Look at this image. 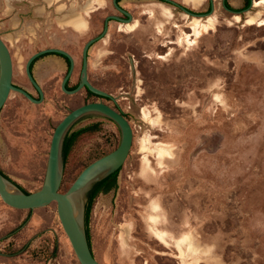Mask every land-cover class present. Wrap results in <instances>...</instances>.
<instances>
[{
	"label": "rangeland",
	"instance_id": "obj_1",
	"mask_svg": "<svg viewBox=\"0 0 264 264\" xmlns=\"http://www.w3.org/2000/svg\"><path fill=\"white\" fill-rule=\"evenodd\" d=\"M112 1L0 0V30L17 35L8 42L14 82L32 87L25 67L35 52L72 47L78 35L101 30L109 14H118ZM177 1L199 12L210 6V0L200 7ZM228 1L234 8L245 3ZM122 4L134 20L111 21L105 43L97 44L104 50H93L90 59L97 75L109 64L111 103L131 122L134 140L118 188L94 202L95 256L103 264H264V2L237 15L215 0L209 15L215 23L194 43L186 37L189 21L209 16H191L163 0ZM16 15L23 22L7 28ZM78 17L86 19L85 29L73 26ZM63 70L46 55L35 74L46 84ZM65 107L11 93L0 112V168L17 186L31 192L43 186ZM93 123L98 128L72 148L62 191L121 142L119 125L101 114L84 116L73 129ZM0 264H81L57 202L30 212L0 196Z\"/></svg>",
	"mask_w": 264,
	"mask_h": 264
},
{
	"label": "water",
	"instance_id": "obj_2",
	"mask_svg": "<svg viewBox=\"0 0 264 264\" xmlns=\"http://www.w3.org/2000/svg\"><path fill=\"white\" fill-rule=\"evenodd\" d=\"M118 10L128 14L130 17L127 21H132L131 13L119 5L117 0H113ZM171 3L184 12L195 17H207L215 11V0H210V9L205 12L195 11L187 5L180 3L177 0H163ZM224 7L230 12L242 15L245 11L249 10L254 5V0H251L250 6L243 9L232 8L227 4V0H223ZM119 19L120 17L111 14L106 18V26L102 35L90 39L85 45V66L83 82L75 89H68L66 82L72 72L74 65L73 56L63 48L48 47L35 52L28 60L26 70L32 80L33 84L37 87L41 94V98L34 97L23 86L17 85L14 80L13 58L11 50L0 35V112L6 105L12 92H18L27 97L34 103H41L44 98V91L41 85L35 79L31 71V63L38 56L48 53L57 52L70 58L72 61V68L63 80V90L67 93L73 94L79 91L85 84L88 88L96 94L113 97L112 94L94 86L87 78V51L89 46L97 39L104 36L107 32L110 19ZM114 98V97H113ZM115 99V98H114ZM97 113L104 115L115 121L122 133V138L119 146L111 152L99 157L90 164H88L77 176L74 182L69 186L66 191L61 190L62 178L65 167V159L63 155V143L67 136L68 131L72 125L81 117ZM134 140V130L131 122L125 114L116 109L115 107L101 101L88 102L80 105L66 114L63 119L57 124L50 146L46 178L43 186L32 192H25L15 183H13L1 170H0V196L10 206L18 209L32 210L57 202V211L62 223V226L69 237L74 251L79 258L81 264H103L95 256L93 249L90 247L87 227H86V200L88 192L93 188L94 184L103 180L110 174L114 173L122 167L126 161Z\"/></svg>",
	"mask_w": 264,
	"mask_h": 264
},
{
	"label": "flooded vegetation",
	"instance_id": "obj_3",
	"mask_svg": "<svg viewBox=\"0 0 264 264\" xmlns=\"http://www.w3.org/2000/svg\"><path fill=\"white\" fill-rule=\"evenodd\" d=\"M112 2H113L114 7L117 9V7L114 4V1H112ZM117 2L119 3L120 6H122L126 10H128L126 8L127 6L122 4V0H117ZM227 4L230 7H232L228 0H227ZM232 8H234V7H232ZM243 8H247V7L243 6L241 8H236V9H243ZM128 11L131 13V15L133 17V20H134L133 13L130 10H128ZM111 14L118 15L120 18L119 19H115V18L112 19L111 18L109 20V26H108L107 32L104 34L103 37H101V38L97 39L96 41H94L89 46L88 51H87V78H88L89 82H91L94 86H96V87H98V88H100V89H102V90H104V91H106L108 93H110V92L107 90L106 86H108V76H109V74H108V70H109L108 66H109V64L103 62V66L106 69L105 72H102L101 75L94 74L93 70H91L92 69L91 68L92 62H91L90 58H91L92 52H93V50H104L103 45H102V47H98L97 44L100 43V42H102V44L105 43L104 39H105V37H106V35L108 33L111 21H116L118 23H124V24L130 23V22L133 21V20L130 21V22L127 21L130 16L128 14L120 11V10H118V14H116V13H111ZM111 14H109V15H111ZM106 18L104 19L103 26H102L101 30L97 31L94 34L89 35L88 37L79 36L77 34L78 38L76 39V41L73 42L74 46L65 47V48L59 47V48H63L64 50L68 51L73 56V59H74L73 68H72V61L70 60V58L65 56V55H63V54H61V53H57V52H48V53L42 54V55L38 56L37 58H35L32 61V63H31V71H32L35 79L41 85V87H42V89L44 91V98H43L42 102H44L47 98L52 100V101H54V102H57V103L65 102L66 105L68 106L67 108L65 107L66 114H68L71 110L75 109L76 107H78L80 105L86 104L88 102H93V101H101V102H105V103L113 106V104L111 103V102L115 101V99L113 98L114 97L113 95H112L113 97H110V96H104V95L96 94L93 91H91L86 84L79 91H77L76 93H73V94L65 92L63 90V87H62L63 80L67 76V74L70 72L71 68H72V72H71V74H70V76H69V78H68V80L66 82V87L68 89H75L83 82V76L85 75V72H84V66H85L84 51H85V45L90 39L96 38V37H98V36L103 34V32L105 30V26H106ZM86 27H87V25H86ZM80 30H82V29H80ZM82 38H84V40H82ZM51 47H55V46H51ZM106 50H109V49H106ZM109 52L114 53L115 51H110L109 50ZM46 55H53V58H54V60L56 62L62 63L64 65V70H63V75H62L61 79H57V80H55L52 83L41 84L40 81L38 80V78L36 77L35 67H36V64L38 63V61L40 60V58H42V57H44ZM29 58H28V60H29ZM28 60H27V62H28ZM27 62H26V66H27ZM131 66L136 67L135 66V59H133L132 61L130 60V67ZM25 69H26V67H25ZM26 74H27L28 82H29V84L32 87H30V86H23V87L25 89H27L34 97L41 98V94H40L39 90L37 89V87L33 84L32 80L30 79V77H29V75L27 73V70H26ZM122 81L125 83V79H123ZM62 106L64 107V105H62ZM90 114H93V113H90ZM83 117H81L79 120H81ZM79 120H77L72 125V127L70 128L68 133L72 130L73 126ZM64 142H65V139H64ZM63 145H64V143H63Z\"/></svg>",
	"mask_w": 264,
	"mask_h": 264
},
{
	"label": "trees",
	"instance_id": "obj_4",
	"mask_svg": "<svg viewBox=\"0 0 264 264\" xmlns=\"http://www.w3.org/2000/svg\"><path fill=\"white\" fill-rule=\"evenodd\" d=\"M250 4H251V0H245V4H244L245 7L250 6ZM209 9H210V6H209ZM97 128H98V123L86 125V126L81 127L77 130H74L72 128V130L67 134V136L65 138L64 145H63V155H64V159H65V164L67 163L68 157L72 151V148H73L74 144L76 143V141L78 140V138L80 137V135L83 134L84 132H87V131L96 130ZM120 169H118L114 173L110 174L109 176H107L103 180L95 183L93 188L88 192L85 214H86L87 236H88V241H89L91 248H92V243H91V234H90L89 224H90V218H91V213H92V209L94 206V202H95L97 196L100 195L101 193H108V192H110L112 190H116L118 188V176L120 173ZM0 170L3 172V170L1 168H0ZM19 187L27 193L31 192L27 189H24L20 185H19ZM31 211L32 210H30V212Z\"/></svg>",
	"mask_w": 264,
	"mask_h": 264
},
{
	"label": "bare ground",
	"instance_id": "obj_5",
	"mask_svg": "<svg viewBox=\"0 0 264 264\" xmlns=\"http://www.w3.org/2000/svg\"><path fill=\"white\" fill-rule=\"evenodd\" d=\"M207 0H185L186 3H189L190 5H193L195 7H200V6H203L205 3H206ZM264 2V0H254V4L255 6H259L261 5V3ZM168 8V7H167ZM238 17V20L240 18V16H237ZM215 18V17H214ZM212 16H209L207 18V20H204V21H201L200 19L198 18H194L192 19V21H189L190 23L188 24V26L192 29V32L189 33L187 32L186 33V37H187V40L189 41V43H194L196 42V37H199L202 35V31L205 30H209L215 23V19H214ZM264 19V18H263ZM255 21V18H249L248 19V22L249 23H253ZM256 23V21H255ZM72 24L74 25L75 28L77 29H84L87 25V22L85 20V18H75L73 21H72ZM132 29L135 28V25H131ZM158 233V232H157ZM159 237L161 239L164 238L163 236V232L162 234L160 233L159 234ZM166 237V236H165ZM187 238V237H186ZM186 238L184 237L182 239V241H185ZM189 238V237H188ZM166 239V238H165ZM193 240V239H192ZM181 243V242H180ZM182 251V250H181ZM182 254V253H181Z\"/></svg>",
	"mask_w": 264,
	"mask_h": 264
},
{
	"label": "crops",
	"instance_id": "obj_6",
	"mask_svg": "<svg viewBox=\"0 0 264 264\" xmlns=\"http://www.w3.org/2000/svg\"><path fill=\"white\" fill-rule=\"evenodd\" d=\"M20 22H23V19L19 15H16L15 17L11 18L7 23H4V24L6 25L7 28H9V27L17 28L18 27V24ZM21 28L24 29V25ZM24 31H25V29H24ZM3 32H5V34H3ZM13 32H15V31H9L8 29H6L4 31H1L0 30V35L3 37V39L6 41L7 44H8V42L10 40H12L13 42H15V40L17 39V35H15V33H13Z\"/></svg>",
	"mask_w": 264,
	"mask_h": 264
}]
</instances>
